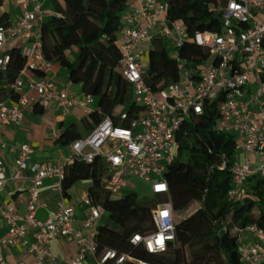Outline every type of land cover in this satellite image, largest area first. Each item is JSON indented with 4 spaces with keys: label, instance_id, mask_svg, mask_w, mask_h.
I'll return each mask as SVG.
<instances>
[{
    "label": "built area",
    "instance_id": "1",
    "mask_svg": "<svg viewBox=\"0 0 264 264\" xmlns=\"http://www.w3.org/2000/svg\"><path fill=\"white\" fill-rule=\"evenodd\" d=\"M16 1L25 9L28 0ZM32 1V11L25 9L12 25H0V74L10 60L8 47L12 41H19L26 62L9 86L18 94V100L12 103L0 100V131L20 124L22 107L28 104L27 92L45 97L44 106L48 104L46 98L51 97L63 111L76 105L66 89L55 94V85L50 80L22 79L25 71L42 74L50 68L42 53L41 22L37 26L43 14L41 3ZM156 39L166 40L177 53L192 44L204 49L208 57L198 67L178 59L179 80L153 91L144 80L146 65L141 58L145 56L147 63L148 50L141 46ZM116 44L121 50L117 69L129 83L132 101L140 110L132 115L121 110L115 115H105L85 137L71 142L69 155L55 165L33 162V149L28 144L19 146L10 175L0 160V191L21 179L28 183L24 214H18L12 203L0 206V216L6 225V235L0 238V264H7L4 254L12 246L23 248L33 264H55L49 247L54 238H66L77 245L70 264H87L89 258L95 264H150L113 249L97 255V232L105 210L92 202L88 192H83L71 205L60 204L49 210L45 220H39L38 211L46 208L40 199V188L45 179L51 178L58 181L61 190L68 166L75 161L92 165L99 160L105 167L102 181L109 195L120 194L129 179L136 178L148 186L151 195L165 196L169 189L163 172L176 156V135L182 123L213 107L214 131L240 140L246 157L244 164L235 160L232 166L234 188L229 198L237 200L249 178H264V0H229L222 14V32L200 31L192 36L182 24L167 21L164 4L157 0H132L122 14ZM92 100L91 96H85V102L79 105L85 108ZM4 148L0 141V150ZM77 206L88 210L82 221V229L87 233L74 228ZM175 215L169 202L155 204L151 209L155 229L145 235L133 234L130 244L142 246L149 254L164 253L174 241ZM237 234L242 261L264 264V230L250 225L238 229Z\"/></svg>",
    "mask_w": 264,
    "mask_h": 264
},
{
    "label": "trees",
    "instance_id": "2",
    "mask_svg": "<svg viewBox=\"0 0 264 264\" xmlns=\"http://www.w3.org/2000/svg\"><path fill=\"white\" fill-rule=\"evenodd\" d=\"M51 15L39 26L43 57L50 64L68 70L69 82L79 85L91 96L97 108L69 128L60 138L62 145L85 137L101 122L105 108L119 107L128 114L140 106L132 101L131 87L117 67L121 50L116 44L123 12L132 0H49ZM166 7L169 23L183 25L186 33L222 32V14L229 0H157ZM0 25L8 26L2 21ZM148 50L144 80L153 90L179 80L177 60L171 58L164 41L156 39ZM76 49L74 60L69 58ZM9 50L10 60L0 74V100L17 101L9 89L26 62L19 47ZM208 57L204 49L192 44L178 50V58L188 65L200 66ZM213 107L201 116L186 119L176 135V156L166 165L163 177L168 194L150 204L137 201L135 192L124 196L109 195L103 188L105 167L95 160L92 165L75 161L65 170L61 182L63 198L78 182L90 181L88 195L101 205L109 221L99 225L97 255L107 249L127 253L150 264H246L238 252L237 230L256 225L264 230V178L254 176L237 200L228 194L234 188L232 166L236 160L237 140L231 134L215 132ZM186 152V162L180 160ZM159 202H169L175 214L198 205L196 211L175 224L174 241L161 254H149L142 246L133 247V234L152 232L151 209ZM103 216V217H104Z\"/></svg>",
    "mask_w": 264,
    "mask_h": 264
},
{
    "label": "crops",
    "instance_id": "3",
    "mask_svg": "<svg viewBox=\"0 0 264 264\" xmlns=\"http://www.w3.org/2000/svg\"><path fill=\"white\" fill-rule=\"evenodd\" d=\"M40 3L43 14L40 16L37 26L51 14L50 1L40 0ZM33 8L34 2L28 0L25 9L32 11ZM25 9L16 0H0V18L11 25L21 17ZM19 45V41L15 40L8 48L12 49L19 47ZM70 53V55H74L76 49H72ZM22 79L25 82L28 80H50L55 85V94L66 89L76 105L67 111H63L53 97L46 98L48 104L44 106L43 100L45 97L39 96L35 92L25 93L28 104L22 107L20 124L4 127L0 131V141L5 145V148L0 150V160L6 167L7 175L12 172L13 162L18 156V148L21 144H28L33 149L32 161L38 164L55 165L61 159L67 157L69 147L68 145H62L58 141L59 138L72 126H78L80 121L88 116L89 112L97 108L94 99L92 102L86 103L85 108L79 105L80 102H85V95L79 85H73L69 82L68 70L59 64H50L49 70L42 74L25 71ZM2 100L12 103L9 98ZM57 183L56 179H45L43 186L40 188V199L46 206L37 213L38 219L41 221L45 220L49 210L56 209L60 204L71 205L75 203L83 192H88L91 185L90 181L78 182L69 190V197L63 198ZM27 197L28 183L26 179H21L7 184L0 191V206L12 203L16 212L22 215L26 211ZM87 212L85 206L75 208L74 228L82 230L84 233H87V231L82 229V221ZM5 235L6 225L0 216V238ZM49 247L52 255L56 258L55 264H70L77 252L75 242L66 238H54L50 241ZM4 255L7 264H33L32 257L18 246L9 247ZM87 264H92L91 258L88 259Z\"/></svg>",
    "mask_w": 264,
    "mask_h": 264
},
{
    "label": "rangeland",
    "instance_id": "4",
    "mask_svg": "<svg viewBox=\"0 0 264 264\" xmlns=\"http://www.w3.org/2000/svg\"><path fill=\"white\" fill-rule=\"evenodd\" d=\"M164 44H165V47H166V50L169 54V56L171 58H174L175 60H178V53L173 51L172 50V47L170 46V43L167 42L166 40H164ZM153 45L151 43L149 44H143L141 46V49L143 50H150L152 49ZM71 54V53H70ZM69 54V58L71 60H74V55H70ZM141 63H143L144 65H146V58L145 56H143L141 58ZM121 110V108L119 107H114V106H109L108 108H105L104 109V112L109 114V115H115L117 114L119 111ZM186 157H187V154L186 152H184L181 157H180V160L182 162H186ZM245 155L242 151V147H241V143H240V140L237 142V153H236V162L238 164H244L245 162ZM259 162L257 163V165H254L252 166L253 168H256L258 166ZM246 185H244L242 187V193L244 192V190L246 189ZM130 192H135L136 194V198H137V201L138 202H141V203H144V204H150L152 203L153 201H155L158 196H153L151 195L150 191H149V188L146 184H144L143 182L141 181H138L137 179L135 178H130L129 179V182H128V186L126 187V189L124 191H122L120 194L116 195V196H124L125 194H128ZM198 205H194L192 207H190L187 211L183 212V213H180V214H176L175 215V221L176 223L181 220V219H184L190 215H192L196 209H197ZM109 221V218L105 215L102 220L100 221V225L102 224H106L108 223ZM92 264H95V262L92 260Z\"/></svg>",
    "mask_w": 264,
    "mask_h": 264
}]
</instances>
